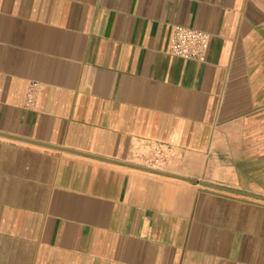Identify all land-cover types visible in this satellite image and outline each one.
Listing matches in <instances>:
<instances>
[{"label": "crops", "instance_id": "1", "mask_svg": "<svg viewBox=\"0 0 264 264\" xmlns=\"http://www.w3.org/2000/svg\"><path fill=\"white\" fill-rule=\"evenodd\" d=\"M0 264H264V0H0Z\"/></svg>", "mask_w": 264, "mask_h": 264}, {"label": "built area", "instance_id": "2", "mask_svg": "<svg viewBox=\"0 0 264 264\" xmlns=\"http://www.w3.org/2000/svg\"><path fill=\"white\" fill-rule=\"evenodd\" d=\"M210 34L204 30L193 28L190 26L176 24L173 27L169 50L172 54L188 60L204 62L207 58L210 46ZM39 83H31L28 87V96L26 99V106L30 107L34 103V96L38 91ZM163 146L157 145L155 147V157L148 160H155L159 162L161 157V148ZM160 157V158H158ZM164 159V158H162Z\"/></svg>", "mask_w": 264, "mask_h": 264}, {"label": "water", "instance_id": "3", "mask_svg": "<svg viewBox=\"0 0 264 264\" xmlns=\"http://www.w3.org/2000/svg\"><path fill=\"white\" fill-rule=\"evenodd\" d=\"M100 158H103V157H100ZM109 160H112V159H109ZM119 162L127 164V165H130V166H135V167H139V168H142V169L154 171V172H157V173H162V174H167V175H171V176H174V177H179V178L186 179V180H189V181H192V182H195V183L198 182V180L195 179V178H189V177L177 174V173H173V172H169V171H165V170H161V169H156V168H153V167H147V166H141V165H136V164L127 163V162H122V161H119ZM203 183L207 184V185L217 186L218 187V185H215V184H212V183H208V182H203Z\"/></svg>", "mask_w": 264, "mask_h": 264}, {"label": "rangeland", "instance_id": "4", "mask_svg": "<svg viewBox=\"0 0 264 264\" xmlns=\"http://www.w3.org/2000/svg\"><path fill=\"white\" fill-rule=\"evenodd\" d=\"M157 150L154 151V155L152 156V158L155 157V153L157 152ZM160 155L164 159L158 157V158L161 159L159 162L155 161L154 159L153 160H149L147 162V164H149L148 166H151V167H154V168L164 167L170 161L171 151L169 149H167V148L162 147Z\"/></svg>", "mask_w": 264, "mask_h": 264}]
</instances>
